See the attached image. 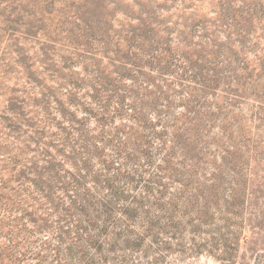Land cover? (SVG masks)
<instances>
[{
    "label": "rangeland",
    "instance_id": "obj_1",
    "mask_svg": "<svg viewBox=\"0 0 264 264\" xmlns=\"http://www.w3.org/2000/svg\"><path fill=\"white\" fill-rule=\"evenodd\" d=\"M147 86L175 105L172 136L185 126L183 105L202 92L205 106L221 111L203 124L212 150L227 145L224 128L264 148V0H0V231L29 199L42 148L57 155L48 144L61 147L69 119L92 132L103 122L122 127L119 103ZM176 264L220 262L204 254Z\"/></svg>",
    "mask_w": 264,
    "mask_h": 264
},
{
    "label": "trees",
    "instance_id": "obj_2",
    "mask_svg": "<svg viewBox=\"0 0 264 264\" xmlns=\"http://www.w3.org/2000/svg\"><path fill=\"white\" fill-rule=\"evenodd\" d=\"M141 88L133 103H119L122 127L103 122L92 132L69 119L61 147L48 144L57 155L42 148L29 199L9 210L10 227L0 231V264H176L204 254L220 264H264L262 139L236 141L224 128L227 145L212 150L203 124L221 111L206 107L202 92L183 105L185 126L172 136L170 96ZM242 148L251 150L247 159Z\"/></svg>",
    "mask_w": 264,
    "mask_h": 264
}]
</instances>
